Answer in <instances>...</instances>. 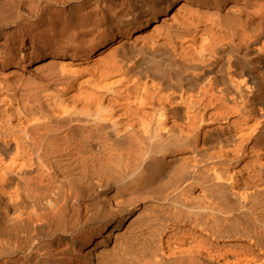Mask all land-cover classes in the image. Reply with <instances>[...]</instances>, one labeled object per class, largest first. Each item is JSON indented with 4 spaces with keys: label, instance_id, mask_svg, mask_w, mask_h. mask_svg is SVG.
Segmentation results:
<instances>
[{
    "label": "bare ground",
    "instance_id": "1",
    "mask_svg": "<svg viewBox=\"0 0 264 264\" xmlns=\"http://www.w3.org/2000/svg\"><path fill=\"white\" fill-rule=\"evenodd\" d=\"M0 264H264V0H0Z\"/></svg>",
    "mask_w": 264,
    "mask_h": 264
},
{
    "label": "rangeland",
    "instance_id": "2",
    "mask_svg": "<svg viewBox=\"0 0 264 264\" xmlns=\"http://www.w3.org/2000/svg\"><path fill=\"white\" fill-rule=\"evenodd\" d=\"M145 201H146V200H141L142 203H139V208H137V209H133V210L131 211V215H132V216L134 215V213H136L134 216H136V215H137V216L141 215V207L144 209V206H145V203H146ZM143 202H144V204H143ZM141 205H142V206H141ZM143 209H142V210H143ZM137 210H139V212H138ZM135 211H136V212H135ZM144 211H145V210H144ZM137 212L140 213V214L138 215ZM142 213H144V212L142 211ZM145 213H146V211H145ZM145 213L142 214V215L140 216V219H141V220L145 218V217H143V215H144V216L146 215ZM137 216H136L135 218L138 220V217H137Z\"/></svg>",
    "mask_w": 264,
    "mask_h": 264
}]
</instances>
